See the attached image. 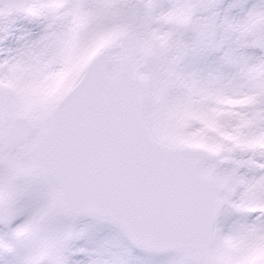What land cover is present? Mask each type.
I'll return each instance as SVG.
<instances>
[{
    "label": "snow or ice",
    "instance_id": "6c2138e0",
    "mask_svg": "<svg viewBox=\"0 0 264 264\" xmlns=\"http://www.w3.org/2000/svg\"><path fill=\"white\" fill-rule=\"evenodd\" d=\"M0 264H264V0H0Z\"/></svg>",
    "mask_w": 264,
    "mask_h": 264
}]
</instances>
